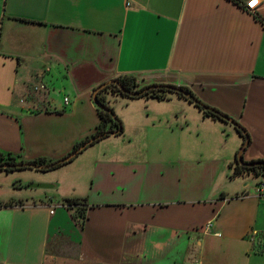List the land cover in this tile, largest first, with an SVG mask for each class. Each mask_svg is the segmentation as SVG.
Listing matches in <instances>:
<instances>
[{
	"label": "crops",
	"instance_id": "obj_1",
	"mask_svg": "<svg viewBox=\"0 0 264 264\" xmlns=\"http://www.w3.org/2000/svg\"><path fill=\"white\" fill-rule=\"evenodd\" d=\"M122 75L189 88L244 127V161L264 160V0L254 13L232 0H0V153L64 157L99 121L93 89ZM117 96L122 131L61 170L88 199L83 228L53 193L0 185V264H264V177L233 175L244 137L177 97ZM67 227L75 255L57 253Z\"/></svg>",
	"mask_w": 264,
	"mask_h": 264
},
{
	"label": "trees",
	"instance_id": "obj_2",
	"mask_svg": "<svg viewBox=\"0 0 264 264\" xmlns=\"http://www.w3.org/2000/svg\"><path fill=\"white\" fill-rule=\"evenodd\" d=\"M232 1L236 2L238 4H241V5L244 4L243 0H232ZM116 80H118V82L127 90L136 91V90L141 89V87H138L137 79L132 75H122V76L117 77ZM179 87H181L185 91H188L192 96H194L198 100L199 103H193L192 101L185 98L184 96L176 93L178 97L183 98V99L187 100L188 102L192 103L195 107H197L203 113V115L211 117L212 119H215V120L225 122L221 118V115H226V114L222 113L217 108L212 107V106L207 105L204 102H202L189 88H187L185 86H179ZM168 92H172V91H169L168 89H154V90L148 91L147 93H144L143 95H141L139 97H155L157 99H165L167 97ZM108 94H115V95H122V96L130 97V96L126 95L125 93H122L121 90L115 84L107 85L105 88L101 89L97 93V99L101 104H103L105 107H107L109 109V111L97 107V114L99 117V121H98L97 125L94 127L91 134L87 135L81 141L75 143L72 150L76 149L80 144H82L84 141H86L90 137L96 136L100 133L109 132V131H117V133H120L122 131L121 120L119 119V117L117 115H115L113 109L110 107L109 100L107 99ZM130 98H134V97H130ZM202 106H205L206 108H204ZM119 128H121V129L119 130ZM233 128L241 137H243L240 129H238L237 127H233ZM242 128L244 129V127H242ZM106 136H108V135H106ZM98 140H100V139H97L96 141L92 142L91 144H94ZM18 162H25V161L20 160L17 155H14L12 153H0V163L15 164ZM33 162H36L39 164H49V163H52L54 161H51L49 159L41 157V158L34 160ZM61 165L62 164H57V165L51 167L50 169H54V168L61 166ZM15 169H23V168H2L0 170L1 171H11V170H15ZM47 170H49V169H47ZM242 173L252 174V175L257 176V177L258 176L264 177V165L242 166V165L238 164V161L235 158V166L233 169V175H235V176L241 175ZM65 202L67 203L68 209L71 211L72 219L82 229L84 226L85 219H86V209L89 206L88 199L86 197L66 198ZM7 205H8V203H0V206H7Z\"/></svg>",
	"mask_w": 264,
	"mask_h": 264
},
{
	"label": "rangeland",
	"instance_id": "obj_3",
	"mask_svg": "<svg viewBox=\"0 0 264 264\" xmlns=\"http://www.w3.org/2000/svg\"><path fill=\"white\" fill-rule=\"evenodd\" d=\"M167 95L175 98L177 97L181 101H185L184 103H187L188 105H192V103L188 102L187 100L178 97L177 94L174 92H168ZM117 97L126 100L132 99L130 97L122 96V95H118ZM226 125L228 124L226 123ZM79 155L80 153L76 157H78ZM71 163L72 162H67L62 166H58L54 169H49V170H36L32 168H23V169L11 170V171H2L0 172V185H2V187L5 190L12 192L15 191L21 193H36V192L48 191L55 195V202L63 201L62 204H67L65 202V199L74 198L73 194H75V192H73L69 186H66L65 182L67 181V177L61 174V170L63 169V167H71L72 165ZM32 183H51V184L54 183L57 184V186L55 188H49L45 190L42 188L32 189L26 187L27 184H32ZM17 184H19V186H17ZM12 185H14L15 187L12 188ZM89 186H90L89 181L86 180L78 187V190H82V192H86L89 189ZM65 208L69 210L68 206H66ZM79 237L80 234L78 230H74L69 227L65 228V231L57 235L56 238L57 251H58L57 253L75 255L78 250Z\"/></svg>",
	"mask_w": 264,
	"mask_h": 264
},
{
	"label": "water",
	"instance_id": "obj_4",
	"mask_svg": "<svg viewBox=\"0 0 264 264\" xmlns=\"http://www.w3.org/2000/svg\"><path fill=\"white\" fill-rule=\"evenodd\" d=\"M110 84L117 85V87L121 90L122 93H125L126 95H128L130 97H139V96L143 95L144 93H147L148 91L154 90V89H168L169 91H172L174 93H177V94L184 96L185 98L189 99L193 103H199L198 100L194 96H192L188 91L183 90L179 86L167 85V84H152V85H148V86L143 87V88L136 90V91H130V90L125 89L118 82V80L112 79V80L106 81L104 83H101L96 88H94L93 92H92V100L95 103L96 107L107 110V111H109V109L98 101L97 93L101 89L105 88L107 85H110ZM202 107L206 108L205 106H202ZM221 118L225 122L231 124L233 127H237L238 129H240L241 133L244 137V142H243L242 146L240 147V149L236 153V159H237L238 163L242 166L264 165V160H257V161H250V162H246L243 160V151H244L245 147L247 146V144L249 143L248 133L246 132L245 129H243L239 125V123L237 121L233 120L229 116L221 115ZM120 129L121 128H119V130ZM116 133H117V131H109V132L100 133L96 136L90 137L89 139L84 141L82 144H80L76 149H74V150L70 151L68 154H66L64 157L58 159L57 161L49 163V164H39V163H36L33 161L18 162L15 164L0 163V169H2V168H32V169H36V170H47V169H50L51 167H53L57 164L63 165L65 163L69 162L74 157H76L81 151H83L87 146H89L92 142L96 141L97 139H101V138L105 137L106 135H111V134L114 135ZM54 186L55 185L51 184V183H32V184L27 185V187H30V188H42V189H49V188H53Z\"/></svg>",
	"mask_w": 264,
	"mask_h": 264
},
{
	"label": "built area",
	"instance_id": "obj_5",
	"mask_svg": "<svg viewBox=\"0 0 264 264\" xmlns=\"http://www.w3.org/2000/svg\"><path fill=\"white\" fill-rule=\"evenodd\" d=\"M261 4V0H257V3L255 4V5H253L252 3H251V0H246L245 1V3L243 4V7H244V9L246 10V11H249V12H251V13H254L255 12V10L257 9V7L259 6ZM35 89H36V87H35ZM65 100V102L67 103V100L68 99H64ZM263 189V183H259V185H258V191L260 192L261 190ZM260 196H263V194H261ZM67 206V204L65 205V207ZM54 209H55V207L53 206L52 208H51V210H50V213H53L54 212ZM210 228H211V222H207V223H205L203 226H202V229L204 230V232L205 231H209L210 230ZM214 235H220V233H218V232H214L213 233ZM190 264H201V262L198 260V259H192L191 261H190Z\"/></svg>",
	"mask_w": 264,
	"mask_h": 264
},
{
	"label": "snow or ice",
	"instance_id": "obj_6",
	"mask_svg": "<svg viewBox=\"0 0 264 264\" xmlns=\"http://www.w3.org/2000/svg\"><path fill=\"white\" fill-rule=\"evenodd\" d=\"M98 3L103 4L104 0H98ZM251 3L255 5L257 3V0H251Z\"/></svg>",
	"mask_w": 264,
	"mask_h": 264
}]
</instances>
